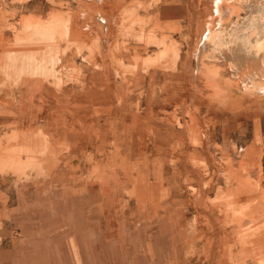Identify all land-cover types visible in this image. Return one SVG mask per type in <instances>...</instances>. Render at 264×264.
Segmentation results:
<instances>
[{
	"label": "rangeland",
	"instance_id": "1",
	"mask_svg": "<svg viewBox=\"0 0 264 264\" xmlns=\"http://www.w3.org/2000/svg\"><path fill=\"white\" fill-rule=\"evenodd\" d=\"M0 186L19 264H264V0H0Z\"/></svg>",
	"mask_w": 264,
	"mask_h": 264
},
{
	"label": "crops",
	"instance_id": "2",
	"mask_svg": "<svg viewBox=\"0 0 264 264\" xmlns=\"http://www.w3.org/2000/svg\"><path fill=\"white\" fill-rule=\"evenodd\" d=\"M9 201L0 186V264H19V253L27 247L19 237L17 209Z\"/></svg>",
	"mask_w": 264,
	"mask_h": 264
},
{
	"label": "bare ground",
	"instance_id": "3",
	"mask_svg": "<svg viewBox=\"0 0 264 264\" xmlns=\"http://www.w3.org/2000/svg\"><path fill=\"white\" fill-rule=\"evenodd\" d=\"M219 9V8H218ZM229 9V8H228ZM220 10H221V7H220ZM228 13V11H225V14ZM239 200V199H238ZM233 216V215H232ZM256 218V217H255ZM242 226V225H241ZM238 227V226H237ZM245 234V233H244ZM257 257V256H256Z\"/></svg>",
	"mask_w": 264,
	"mask_h": 264
}]
</instances>
